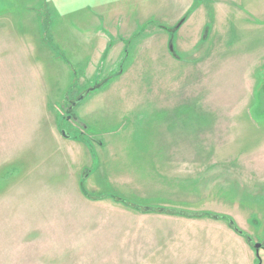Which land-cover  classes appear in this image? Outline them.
Returning <instances> with one entry per match:
<instances>
[{"label": "rangeland", "instance_id": "obj_1", "mask_svg": "<svg viewBox=\"0 0 264 264\" xmlns=\"http://www.w3.org/2000/svg\"><path fill=\"white\" fill-rule=\"evenodd\" d=\"M104 9L127 12L123 20L146 25L147 53L153 57L149 70L161 63L154 59L159 38L166 37L160 29L188 18L183 42L177 44V34L167 33V49L173 47L178 69L147 76L151 92L163 90L157 99L162 95L168 104L134 110L117 123L86 119L84 124L75 120L78 105L69 120H61L60 136L69 137L61 139L65 146L86 144L81 152L71 149L75 169L91 173L81 177L85 190L143 207L229 217L254 243L264 245V0H142L141 14L136 0H0V14L38 15L47 44L67 61L81 47L61 44L53 30L78 28L85 34L94 17L108 18ZM75 68L79 74L80 66ZM77 85L71 92H81ZM42 156H5L0 162V264H61L65 254L66 263L104 264L97 259L101 246L97 256L76 254L80 238L103 235L110 248L124 245L127 251L134 233L159 230L165 240L149 252L147 264H264V247L256 256L225 220H155L109 201L86 204L75 200L76 180L52 190L68 195L45 204L50 207L43 219L47 226L34 228L30 208L15 202L20 195L12 186Z\"/></svg>", "mask_w": 264, "mask_h": 264}, {"label": "crops", "instance_id": "obj_2", "mask_svg": "<svg viewBox=\"0 0 264 264\" xmlns=\"http://www.w3.org/2000/svg\"><path fill=\"white\" fill-rule=\"evenodd\" d=\"M136 7L141 14L142 0H136ZM27 10L30 11V7ZM103 13L108 18L94 17L87 24L85 34L78 28L53 30V27H50L55 35L60 33L61 44L74 43L81 47V50L77 49L74 52L65 48L73 52L70 53L72 57L70 61L47 44L38 15L33 18L29 15H24L25 18H16L17 16L0 14V162L5 163L3 162L5 156L43 155L37 163H30L27 172L19 176L12 186L20 195L15 202L30 208L28 217L34 219V228L42 227L43 222L47 226L46 219H43L50 207L45 209V204L59 201L68 195L63 189L52 190L64 188L71 180L73 183L76 180L79 194L77 199L75 198L77 201L79 197L86 201V204L109 201L122 206L130 213L143 218H156L155 220L158 217L187 219L181 216L142 214L115 203L108 197L102 200H89L81 192L80 180L83 173L88 170L75 169L71 149H79L81 152L86 144L80 140L79 143L70 142L72 147L68 144L66 147L61 142L63 138L59 129L65 113L63 106L92 86L112 77L100 88L88 93L79 106H76V121L83 123L87 119L92 123L98 121L117 123L128 119L134 110L147 109L151 104L156 103L158 108H161L168 103L163 102L162 95V100L157 99L158 92L163 90L155 89L154 93L151 92L147 80L148 73L160 72L163 68L175 73L179 65L174 53L167 49L168 30L176 25L160 29L166 32L160 31L166 37L159 38L156 51L158 53L154 59H157V64L159 60L161 63L155 65L154 70H149L148 63L153 64V57L150 59L147 53L146 25L132 18L123 20L122 16L125 18L127 12L120 10L104 9ZM187 18L188 16L182 18L185 21L175 32L177 44L181 40L183 42L185 38ZM75 66H80L79 74ZM76 82L79 88L82 87L81 92L77 90L71 92ZM89 177L91 173L88 171L86 179ZM102 195L95 194L97 197ZM151 222L155 223L153 220ZM164 237L163 230L155 233L144 231L140 234L134 233L133 237L128 238L131 247L126 251L124 245L121 249L115 250L110 248L108 238L105 236L89 233L88 238H80L77 242L76 254L80 252L87 256L95 253L97 256V246H101L103 254L97 259L106 260L104 264H114L117 258L122 260L118 264H147L145 260L150 256L149 252L154 246L161 244L165 240ZM53 258H56V255ZM67 258L68 254L61 255V264H70L66 263ZM74 264L79 263L77 261Z\"/></svg>", "mask_w": 264, "mask_h": 264}, {"label": "water", "instance_id": "obj_3", "mask_svg": "<svg viewBox=\"0 0 264 264\" xmlns=\"http://www.w3.org/2000/svg\"><path fill=\"white\" fill-rule=\"evenodd\" d=\"M184 21H185V19L180 20V22L174 28H171V29L168 30V33H170V34L173 35L176 31L179 30V28L182 26V24L184 23ZM170 41H171V39H170ZM169 50H170V52H172L173 47L170 46V49ZM109 79H112V77L111 78H108L105 81H102L101 83H98L99 85L97 84V85L89 88L85 92H83L81 95H79L70 104V106L68 107V111L71 112L79 103H81L84 100V98L87 96L88 93L93 92L97 88H100ZM67 119L69 120L70 117H68ZM61 135L65 139H68L69 138L68 135L65 134L64 132H61ZM87 175H88V171H85L83 173V176L82 177L86 179ZM80 187H82V183L80 184ZM104 198H107V197L106 196H100V197L88 196V199L89 200H102ZM111 198H112V200L115 203L122 204L125 207H127L129 209H132V210H135V211H137L139 213H142V214H158V215H169V216H181V217H184V218H187V219H200V218L208 217V218L213 219V220H222L223 218H226L225 216L217 215V214H212V213L211 214H208L207 216H205L206 215V212H188V211H183V210H178V209H170V208H166V207H143V206H138V205H135L133 203H130L128 201H125L123 199H119V198H116V197H111ZM226 222H227L228 227L234 233H236L237 235H239V236H241V237H243L245 239L246 244L251 249L254 250L256 256H259V251H260V249H262L264 247V245L259 244V243H254L253 240L248 235L244 234L236 226V224L234 223L233 220H231L229 218H226Z\"/></svg>", "mask_w": 264, "mask_h": 264}, {"label": "trees", "instance_id": "obj_4", "mask_svg": "<svg viewBox=\"0 0 264 264\" xmlns=\"http://www.w3.org/2000/svg\"><path fill=\"white\" fill-rule=\"evenodd\" d=\"M188 16V15H187ZM186 16V17H187ZM45 29H46V26H45ZM47 42H49V40H47ZM99 85V84H98ZM98 87V86H97ZM75 99H73V100H70L69 101V104H71L73 101H74ZM72 112V111H71ZM71 112H69L68 110L65 112V115H64V119H66L67 118V116H70L71 115ZM76 120V119H75ZM83 128V127H82ZM81 188V192H82V194H83V196L85 197V198H87L88 199V196H92V195H90V194H88V192L85 190V188H84V186L82 185V187H80ZM95 197H97V196H95ZM208 214L206 213V215L205 216H207ZM226 218H229V217H226ZM226 218H223L222 220H225L226 221Z\"/></svg>", "mask_w": 264, "mask_h": 264}, {"label": "flooded vegetation", "instance_id": "obj_5", "mask_svg": "<svg viewBox=\"0 0 264 264\" xmlns=\"http://www.w3.org/2000/svg\"><path fill=\"white\" fill-rule=\"evenodd\" d=\"M68 117V116H67Z\"/></svg>", "mask_w": 264, "mask_h": 264}]
</instances>
